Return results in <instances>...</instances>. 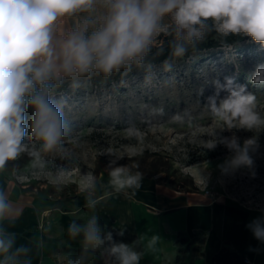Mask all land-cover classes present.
Wrapping results in <instances>:
<instances>
[{
    "label": "rangeland",
    "instance_id": "1",
    "mask_svg": "<svg viewBox=\"0 0 264 264\" xmlns=\"http://www.w3.org/2000/svg\"><path fill=\"white\" fill-rule=\"evenodd\" d=\"M105 13L106 7L98 3L91 12L63 16L55 24V37H66L85 19L96 20L98 27ZM161 25L167 31L160 32L153 45L177 39L171 15ZM165 62L147 64L122 78L118 71L105 76L93 69L83 76L64 77L58 87L50 82L49 98L61 109L64 120V134L51 151H44L42 142L31 135L34 109H26L22 141L26 150L4 169L45 210L46 224L55 222L57 216L81 226L92 217L99 225L114 224L100 214L102 196L118 191L109 182L108 165L113 159L116 166H126L131 173L173 190L264 208V128H227L207 106L208 97L217 91L216 82L224 84L231 77L256 95V110L264 118V86L249 82L257 65L264 64V48L247 37L167 60V66ZM225 95L221 90L219 98ZM130 125L142 130L139 140L127 137L124 129ZM232 136L241 143L258 138L254 177L246 168L224 173L220 166L232 153L219 143L215 149L207 147L213 140ZM33 151L39 152V158L31 155ZM87 174L97 178L94 188H84ZM112 239L133 251L137 248L135 238L120 231H113Z\"/></svg>",
    "mask_w": 264,
    "mask_h": 264
},
{
    "label": "clouds",
    "instance_id": "2",
    "mask_svg": "<svg viewBox=\"0 0 264 264\" xmlns=\"http://www.w3.org/2000/svg\"><path fill=\"white\" fill-rule=\"evenodd\" d=\"M98 3L106 7L99 21L85 19L66 37H55V21L77 12H91ZM171 15L178 39L192 43L204 38L206 22H214L216 30L244 34L264 48V0H0V170L26 150L25 112L34 109L31 135L42 142L44 151L53 150L64 134L61 109L49 98L53 83L59 86L64 77L83 76L95 69L105 76L133 61L140 64L161 31H167L161 20ZM89 28L92 31L89 33ZM186 52L177 43L173 55ZM167 66V61L165 62ZM216 82L217 91L208 97V108L227 128L253 130L264 128V118L257 112V97L247 85L237 84L231 77ZM253 85L264 86V64L257 65L249 77ZM227 93L219 98L220 91ZM127 137L139 140L142 130L135 125L124 129ZM223 144L232 155L222 164L224 173L246 168L255 176L253 154L259 147L253 136L241 143L236 136L213 140L215 149ZM32 156L39 158V152ZM108 165L110 183L117 189L140 188L141 175L126 166ZM96 177L87 174L84 188L96 185ZM8 205L0 193V216ZM262 215L246 225L253 237L264 244V209ZM75 236L83 232L90 244L111 242L110 253L118 264H139L141 254L127 244L112 240L111 233L102 237L96 217L81 227L69 225ZM122 234V233H121ZM158 239V237H154ZM13 241L0 238V254L8 253Z\"/></svg>",
    "mask_w": 264,
    "mask_h": 264
},
{
    "label": "crops",
    "instance_id": "3",
    "mask_svg": "<svg viewBox=\"0 0 264 264\" xmlns=\"http://www.w3.org/2000/svg\"><path fill=\"white\" fill-rule=\"evenodd\" d=\"M0 193L8 205L0 216V238L13 241L8 253L0 254V264H118L110 253L111 242L90 244L83 232L71 235L69 225L76 222L57 216L55 222L61 223L46 224L45 210L21 191L6 169L0 170ZM198 195L141 178L138 189L102 196L100 214L114 224L100 225L101 236L120 231L134 237L139 264H213L212 256L225 243L249 263L264 264V244L246 227L264 208Z\"/></svg>",
    "mask_w": 264,
    "mask_h": 264
},
{
    "label": "trees",
    "instance_id": "4",
    "mask_svg": "<svg viewBox=\"0 0 264 264\" xmlns=\"http://www.w3.org/2000/svg\"><path fill=\"white\" fill-rule=\"evenodd\" d=\"M206 24L207 27L204 29L205 35L202 40L189 43L188 41L177 38L157 45L152 44L148 53L144 56L143 61L140 64L133 61L130 66H125V68L119 69V77L122 78L129 72L135 71L147 64L159 63L161 61L179 58L173 55V49L177 43H181L185 46L186 52L184 55H188L192 51L228 46L241 42L247 38L244 34H229L228 36H224L216 30L213 21L209 20ZM162 34H164V31H161L160 35ZM211 261L213 264H258L246 262L244 255L231 249L226 243L223 244L221 248L212 256Z\"/></svg>",
    "mask_w": 264,
    "mask_h": 264
},
{
    "label": "built area",
    "instance_id": "5",
    "mask_svg": "<svg viewBox=\"0 0 264 264\" xmlns=\"http://www.w3.org/2000/svg\"><path fill=\"white\" fill-rule=\"evenodd\" d=\"M245 261H246V262H249V260H248L246 257H245Z\"/></svg>",
    "mask_w": 264,
    "mask_h": 264
}]
</instances>
